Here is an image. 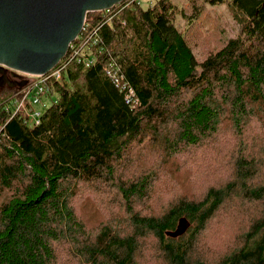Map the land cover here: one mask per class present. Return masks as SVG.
Wrapping results in <instances>:
<instances>
[{"label": "trees", "instance_id": "16d2710c", "mask_svg": "<svg viewBox=\"0 0 264 264\" xmlns=\"http://www.w3.org/2000/svg\"><path fill=\"white\" fill-rule=\"evenodd\" d=\"M206 2L226 3L242 30L200 61L175 18L184 4L198 16ZM184 4L158 0L143 8L127 0L89 12L61 61H68L61 79L46 82L45 95L55 101L38 123L17 109L29 83L0 88V264H61L63 243L77 264H140L151 234L167 264H264V157L245 140L247 126L264 121V0ZM108 68L125 75L120 85ZM131 90L137 100H127ZM223 125L237 138L226 180L200 197L181 194L160 213L137 210L157 179L142 167L145 148L159 147L175 170L176 153L217 138ZM83 185L116 189L128 233L110 222L89 232L72 202ZM184 216L186 233L168 236ZM223 217L235 246L216 260L198 255L199 239Z\"/></svg>", "mask_w": 264, "mask_h": 264}, {"label": "rangeland", "instance_id": "374dc122", "mask_svg": "<svg viewBox=\"0 0 264 264\" xmlns=\"http://www.w3.org/2000/svg\"><path fill=\"white\" fill-rule=\"evenodd\" d=\"M156 1L158 0H139L143 8L150 7ZM174 2L183 7L185 0H174ZM183 10L184 14L176 15L175 22L186 34L200 61L210 52L223 47L230 38L238 36L242 30L241 23L226 3L213 5L206 2L201 13L195 17H191L192 11L189 5L184 4ZM27 77L29 82L31 79H37V76L27 75ZM25 97L24 104L32 107L34 112L41 113H44L55 101V97L50 94L37 96L32 92V95H29L30 100L27 99V94ZM36 98L38 101L34 103ZM31 100L32 104H30ZM165 130L164 127L163 134ZM255 135L259 138L252 139ZM235 137L223 125L217 138L176 153L173 157L175 170L171 162L164 161L159 147L145 148L141 153L142 167L153 168L157 179L154 182L151 198L137 205V210L142 213H160L166 204L175 200L177 196L187 193V195L200 197L210 184L226 180L232 172L237 145ZM245 140L250 151L253 148L260 149L263 151L261 156L264 157V121L254 119L246 128ZM261 175H264V167ZM261 179L264 182V177ZM84 185L82 193L74 197L72 202L79 215H83L80 217L84 219L89 232L94 235L102 223L110 222L116 225L117 231L128 233L130 231L129 215L125 212L123 199L116 189L111 185H101L98 188H84ZM250 216L243 219L249 220ZM228 223V218L223 217L221 220H215V223L207 228L198 241L196 248L198 255L216 260L235 246L234 235L230 234L227 228ZM58 250L61 264L78 263L77 257L71 253L67 243L60 244ZM138 261L140 264H167L154 235L143 238Z\"/></svg>", "mask_w": 264, "mask_h": 264}, {"label": "water", "instance_id": "95a60500", "mask_svg": "<svg viewBox=\"0 0 264 264\" xmlns=\"http://www.w3.org/2000/svg\"><path fill=\"white\" fill-rule=\"evenodd\" d=\"M124 1L0 0V87L22 88L29 83L27 75L50 73L81 34L89 12L110 9ZM190 226L184 216L166 234L179 237Z\"/></svg>", "mask_w": 264, "mask_h": 264}, {"label": "built area", "instance_id": "2783aa9c", "mask_svg": "<svg viewBox=\"0 0 264 264\" xmlns=\"http://www.w3.org/2000/svg\"><path fill=\"white\" fill-rule=\"evenodd\" d=\"M87 25V24H85ZM86 26H84L83 31L85 29ZM97 32V30L93 33L95 34ZM80 37V36H79ZM78 37V38H79ZM73 45V44H72ZM82 53V52H81ZM78 53H75L73 56L70 57V59H73L75 57H77ZM64 59V58H63ZM62 59V60H63ZM61 60V61H62ZM59 62V64L54 67L50 73L46 74V75H31V76H37V79H31L29 82L28 87H26V89H24L23 91H32L35 93V95L39 96V95H43L46 93L47 88H46V82L50 79H54V80H60L62 77V70L67 66L68 61L65 62ZM92 61H87V66L91 65ZM107 73L109 74L108 76L112 77L115 82H117L118 85L121 84V81H124L125 75L122 74L121 72H119L118 70L114 69V68H108L107 69ZM127 84V83H126ZM128 85V84H127ZM122 90L125 89V87L123 86V88H121ZM124 91V90H123ZM20 98L18 100V110L24 112V114L28 115L31 117L32 120H34L36 123L39 122L40 120V115L41 112H34L32 107H27L24 102L26 101V97L25 95L21 92L20 93ZM126 98L128 99H135V97L133 96V91L131 90L128 94H126ZM35 101H38V99H35ZM137 102V101H136Z\"/></svg>", "mask_w": 264, "mask_h": 264}, {"label": "bare ground", "instance_id": "6f19581e", "mask_svg": "<svg viewBox=\"0 0 264 264\" xmlns=\"http://www.w3.org/2000/svg\"><path fill=\"white\" fill-rule=\"evenodd\" d=\"M110 9H111V8H110ZM110 9H106V10H110ZM87 15H88V14H87ZM85 24H86V23H85ZM84 26H85V25H84ZM82 32H83V30H82ZM82 32H81V34H82ZM81 34H80V35H81ZM80 35H79V36H80ZM79 36H78V37H79ZM78 37H77V38H78ZM77 38H76V39H77ZM76 39H75V40H76ZM75 40H74V41H75ZM74 41L71 43L70 46H72V44L74 43ZM69 49H70V48H69ZM68 52H69V51H68ZM22 93H25V95L27 94V99L30 100L29 95H32V91H29V92H28V91L25 90V91H22ZM36 99H38V98H36ZM25 102H26V101H25ZM36 102H37V101L34 100V103H36ZM32 103H33V101L31 100V101H30V104H32ZM28 107H29V106H28Z\"/></svg>", "mask_w": 264, "mask_h": 264}, {"label": "flooded vegetation", "instance_id": "af4514ba", "mask_svg": "<svg viewBox=\"0 0 264 264\" xmlns=\"http://www.w3.org/2000/svg\"><path fill=\"white\" fill-rule=\"evenodd\" d=\"M7 74L9 75V77H10L11 79L14 80L15 77H13V76L11 75V71H7ZM0 75H1V74H0ZM4 87H9V85H5ZM15 87H18V86L16 85V86H14V87H12V88H15Z\"/></svg>", "mask_w": 264, "mask_h": 264}]
</instances>
